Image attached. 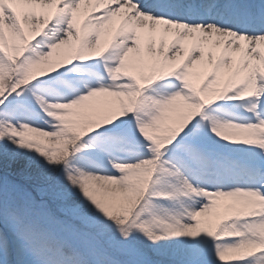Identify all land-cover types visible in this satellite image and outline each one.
Masks as SVG:
<instances>
[{"label":"snow or ice","instance_id":"snow-or-ice-1","mask_svg":"<svg viewBox=\"0 0 264 264\" xmlns=\"http://www.w3.org/2000/svg\"><path fill=\"white\" fill-rule=\"evenodd\" d=\"M0 264H264V0H0Z\"/></svg>","mask_w":264,"mask_h":264}]
</instances>
